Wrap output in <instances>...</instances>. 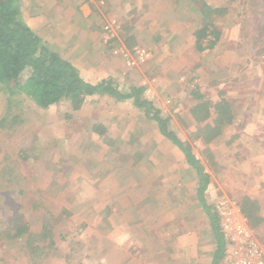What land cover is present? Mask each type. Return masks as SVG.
<instances>
[{
	"label": "rangeland",
	"instance_id": "rangeland-1",
	"mask_svg": "<svg viewBox=\"0 0 264 264\" xmlns=\"http://www.w3.org/2000/svg\"><path fill=\"white\" fill-rule=\"evenodd\" d=\"M18 1L20 18L82 78L143 87L146 109L169 117L209 182L202 202L196 169L132 99L43 108L0 83V264H176L169 252L193 229L201 251L189 264H211L206 210L229 258L253 247L264 258V0ZM183 159L192 177L175 196L170 173L158 180ZM127 217L134 241L119 234ZM237 223L238 242L226 236Z\"/></svg>",
	"mask_w": 264,
	"mask_h": 264
},
{
	"label": "trees",
	"instance_id": "trees-1",
	"mask_svg": "<svg viewBox=\"0 0 264 264\" xmlns=\"http://www.w3.org/2000/svg\"><path fill=\"white\" fill-rule=\"evenodd\" d=\"M0 83L10 93H25L43 108L62 100L77 107L86 96L96 94L132 99L137 107L145 108L146 118L155 120L160 133L172 139L184 152L187 162L196 169L201 181L198 197L203 202L202 192L209 182V176L190 148L185 147L170 131L167 126L169 117L163 118L158 111L146 109L151 103L140 96L144 88L131 86L127 91H122L111 79L92 83L82 78L70 61L47 46L20 18L18 0H0ZM206 213L217 243L211 264H219L225 248V233L219 227L217 214L210 210H206Z\"/></svg>",
	"mask_w": 264,
	"mask_h": 264
},
{
	"label": "crops",
	"instance_id": "crops-1",
	"mask_svg": "<svg viewBox=\"0 0 264 264\" xmlns=\"http://www.w3.org/2000/svg\"><path fill=\"white\" fill-rule=\"evenodd\" d=\"M171 158H172L171 160L174 162L175 157L172 156ZM180 162H181V164L179 165L180 168H179L178 174H177L176 168H178L179 166L175 167L173 170L170 169V171L165 170V171L161 172L160 179L158 180V183H162L163 185H166L167 178H168L167 175H169V173H170V177H173L172 179L174 181L173 182L174 186L171 189V193H173L175 196L179 194V190L175 188V186H177V185L179 186L178 181L181 178H185L189 175H190V177H192L190 174L191 173V169L189 168L190 166L186 162V160L183 159ZM125 177H128V174H126ZM124 181L127 182L126 178ZM127 183H129V182H127ZM125 185L126 186L123 187V188H125V190H122L121 192H124V196L127 197V195L130 193L129 192V186H128L129 184H125ZM197 198H199V197L197 196ZM113 201L117 202L114 200V198H113ZM114 202L111 203V207L113 206ZM128 203H129V201L127 199V205L125 207L122 206V208L126 209L127 211L130 210V206H128ZM117 210L118 209H115V211H117ZM121 210H123V209H121ZM112 225H114L113 220L110 221V226H112ZM119 227L120 228L118 230H120L121 228L124 227L123 231L119 232V234L121 237L124 238L125 241H134L135 240L134 231H132V230L137 229V228L135 227V225L133 223V219L127 217L126 221H125V226L123 224H121ZM142 227H140V229L142 231H144L145 227L144 226H142ZM194 227L196 228V225ZM136 233H137V235H139L138 232H136ZM200 235H201V233L198 230L193 229V230H189L188 232H186L182 236V238H177L176 240H178L182 245L179 244L178 246L174 247V251L173 252L170 251L168 257L176 260V264H187V262L189 264L190 258L193 256L198 257V252L201 251V250H199L200 248H197ZM208 239H209V237H208ZM224 241H226V240L224 239ZM214 250L215 249H213V252H215ZM225 250H226V245H225L224 251L222 253V256L219 260V264H224V262H225V264H228L226 258L228 259L229 250L228 249H227V251H225ZM193 264H198L197 259Z\"/></svg>",
	"mask_w": 264,
	"mask_h": 264
},
{
	"label": "built area",
	"instance_id": "built-area-1",
	"mask_svg": "<svg viewBox=\"0 0 264 264\" xmlns=\"http://www.w3.org/2000/svg\"><path fill=\"white\" fill-rule=\"evenodd\" d=\"M240 227L241 225H239V228H237L236 231H233L231 228H229L227 230L228 235L226 236L236 242H238V240L236 239H243L245 231ZM227 262L228 264H264V258L262 253H260V251L257 250L255 247L243 249L238 248L232 252L230 258L228 257Z\"/></svg>",
	"mask_w": 264,
	"mask_h": 264
}]
</instances>
